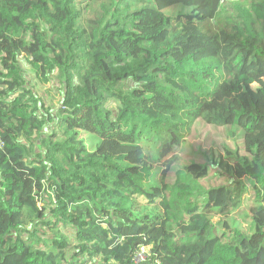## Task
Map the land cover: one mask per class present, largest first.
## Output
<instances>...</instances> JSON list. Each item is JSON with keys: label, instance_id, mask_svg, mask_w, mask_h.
Here are the masks:
<instances>
[{"label": "trees", "instance_id": "obj_1", "mask_svg": "<svg viewBox=\"0 0 264 264\" xmlns=\"http://www.w3.org/2000/svg\"><path fill=\"white\" fill-rule=\"evenodd\" d=\"M227 1L0 0V264H264V0ZM200 120L246 154L168 182Z\"/></svg>", "mask_w": 264, "mask_h": 264}, {"label": "rangeland", "instance_id": "obj_2", "mask_svg": "<svg viewBox=\"0 0 264 264\" xmlns=\"http://www.w3.org/2000/svg\"><path fill=\"white\" fill-rule=\"evenodd\" d=\"M238 1L244 5L246 0H230L225 3V7L232 10L234 4ZM230 15H235L232 12H222L218 21L221 26L225 24ZM217 24V23H216ZM215 27H217L215 25ZM23 60V65L24 64ZM28 68V67H27ZM25 79L27 81L29 89H31L35 99L38 102V113L43 117L56 114L61 105L63 98L61 83L53 79L49 83H45L40 80L36 74L31 70H25ZM240 134H234V131L228 128H220L216 126L207 125L203 121H197L193 126L189 136L183 147L178 150V161L176 166L171 170L168 177V182L175 180L176 173L187 166L198 164L207 165L208 155L211 152L224 155L226 150L237 151L241 155H245L244 142L241 138H237ZM40 140H35L34 149L31 154L39 150ZM203 185L206 188L218 187L228 185L227 179L219 178L214 170L210 169L208 178L204 181ZM255 193L250 188V192L245 195L243 200V206L248 209L254 201ZM232 220L235 226L243 224L247 227V223H244V215L236 213L233 215ZM217 221V219L215 220Z\"/></svg>", "mask_w": 264, "mask_h": 264}, {"label": "built area", "instance_id": "obj_3", "mask_svg": "<svg viewBox=\"0 0 264 264\" xmlns=\"http://www.w3.org/2000/svg\"><path fill=\"white\" fill-rule=\"evenodd\" d=\"M0 144H2L1 141H0ZM145 259H146V257H145V250L142 249L141 252H140V254H139V255L137 256V258H136V262H137V263H141V262H143Z\"/></svg>", "mask_w": 264, "mask_h": 264}]
</instances>
